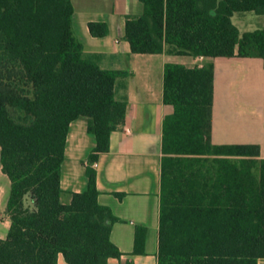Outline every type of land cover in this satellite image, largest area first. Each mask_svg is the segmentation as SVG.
I'll return each mask as SVG.
<instances>
[{
	"label": "trees",
	"instance_id": "obj_1",
	"mask_svg": "<svg viewBox=\"0 0 264 264\" xmlns=\"http://www.w3.org/2000/svg\"><path fill=\"white\" fill-rule=\"evenodd\" d=\"M125 38L134 54L260 58L264 28L241 34L236 13L264 15V0H140ZM71 0H0V165L11 182L10 229L0 264H108L122 253L111 241L118 219L100 205L95 163L110 151L126 101L116 99L119 73L101 68L72 27ZM94 37L108 26L90 23ZM214 64H168L158 264H264V160L256 145L211 143ZM84 118L97 146L88 158V188L61 202V168L70 124ZM212 156L219 177L193 168ZM230 157L259 163V181L224 178ZM30 195L33 207L26 205ZM138 227L134 253L145 254ZM131 264V263H127Z\"/></svg>",
	"mask_w": 264,
	"mask_h": 264
},
{
	"label": "crops",
	"instance_id": "obj_2",
	"mask_svg": "<svg viewBox=\"0 0 264 264\" xmlns=\"http://www.w3.org/2000/svg\"><path fill=\"white\" fill-rule=\"evenodd\" d=\"M72 27L85 54L95 55L104 70L120 75L116 99L127 102L125 119L110 137V151L99 155L94 167L100 205L118 219L112 225L111 241L122 253L108 264H158L160 213L163 179L164 121L174 113L164 103V72L168 64L187 68L214 64V101L211 143L214 146L256 145L264 160V61L260 58H204L163 54H134L125 38L129 17L141 16L140 0H71ZM233 24L241 34L264 28V15L236 13ZM90 23L108 26L105 37H94ZM97 146L81 118L70 124L65 158L61 168V202L69 205L73 195L88 188V158ZM214 160L212 156H206ZM210 160V179L219 177V164ZM226 165L229 181L242 183L249 175L258 177L259 163L249 166L241 158L230 157ZM193 168L195 166L193 164ZM198 171V170H197ZM11 182L0 165V199L7 207ZM10 217L0 226V239H6ZM146 228L145 254L134 253L136 231ZM264 263V260H261ZM58 264H67L59 255Z\"/></svg>",
	"mask_w": 264,
	"mask_h": 264
},
{
	"label": "rangeland",
	"instance_id": "obj_3",
	"mask_svg": "<svg viewBox=\"0 0 264 264\" xmlns=\"http://www.w3.org/2000/svg\"><path fill=\"white\" fill-rule=\"evenodd\" d=\"M196 160L197 161L194 162L195 170H201V174H204V175H206L207 173L209 175L212 174V171H210V173L208 171L210 169V162L209 161L212 159H209V157H199V159H196ZM248 165L249 166H255V163L249 162ZM257 177H258V175L256 173L254 179L256 180ZM26 205L33 207V201L31 199L30 195H28L26 198ZM7 219H8V214L6 212L5 205L2 202V200L0 199V226H4Z\"/></svg>",
	"mask_w": 264,
	"mask_h": 264
}]
</instances>
